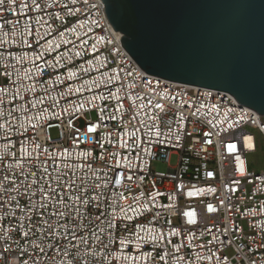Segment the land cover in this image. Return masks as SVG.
<instances>
[{
	"label": "built area",
	"instance_id": "obj_1",
	"mask_svg": "<svg viewBox=\"0 0 264 264\" xmlns=\"http://www.w3.org/2000/svg\"><path fill=\"white\" fill-rule=\"evenodd\" d=\"M121 40L100 0L0 3V264H264V117Z\"/></svg>",
	"mask_w": 264,
	"mask_h": 264
},
{
	"label": "water",
	"instance_id": "obj_2",
	"mask_svg": "<svg viewBox=\"0 0 264 264\" xmlns=\"http://www.w3.org/2000/svg\"><path fill=\"white\" fill-rule=\"evenodd\" d=\"M148 74L227 92L264 117V0H100Z\"/></svg>",
	"mask_w": 264,
	"mask_h": 264
},
{
	"label": "rangeland",
	"instance_id": "obj_3",
	"mask_svg": "<svg viewBox=\"0 0 264 264\" xmlns=\"http://www.w3.org/2000/svg\"><path fill=\"white\" fill-rule=\"evenodd\" d=\"M258 137H257V149L252 154H249L248 158L250 161V168L256 171L264 170V136L261 135L256 128L251 129ZM52 135L57 136V130H51ZM176 164V156H172L170 163L163 161H155L153 163V169L157 171H166L169 166H173Z\"/></svg>",
	"mask_w": 264,
	"mask_h": 264
},
{
	"label": "snow or ice",
	"instance_id": "obj_4",
	"mask_svg": "<svg viewBox=\"0 0 264 264\" xmlns=\"http://www.w3.org/2000/svg\"><path fill=\"white\" fill-rule=\"evenodd\" d=\"M3 2V0H0V3H2ZM157 107H163V105H157ZM208 210L209 211H214V209L212 208V206L211 205H208Z\"/></svg>",
	"mask_w": 264,
	"mask_h": 264
},
{
	"label": "bare ground",
	"instance_id": "obj_5",
	"mask_svg": "<svg viewBox=\"0 0 264 264\" xmlns=\"http://www.w3.org/2000/svg\"><path fill=\"white\" fill-rule=\"evenodd\" d=\"M247 140H248V142H249L250 138H249V137H247ZM250 145H253V144H252V143H250Z\"/></svg>",
	"mask_w": 264,
	"mask_h": 264
}]
</instances>
